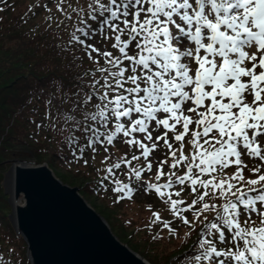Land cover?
Here are the masks:
<instances>
[{
	"label": "snow or ice",
	"instance_id": "1",
	"mask_svg": "<svg viewBox=\"0 0 264 264\" xmlns=\"http://www.w3.org/2000/svg\"><path fill=\"white\" fill-rule=\"evenodd\" d=\"M51 3L28 11L88 65L46 101L67 163L105 153L100 190L154 195L170 217L146 227L194 237L174 264H264V0Z\"/></svg>",
	"mask_w": 264,
	"mask_h": 264
},
{
	"label": "rangeland",
	"instance_id": "2",
	"mask_svg": "<svg viewBox=\"0 0 264 264\" xmlns=\"http://www.w3.org/2000/svg\"><path fill=\"white\" fill-rule=\"evenodd\" d=\"M43 3H48V6L55 11L51 0H0V8L4 9L0 11V48L9 52L19 45H24L22 55L27 72L38 78L52 73L59 79L55 81V84L43 90L44 95L42 102H40L41 111L38 116L33 118L37 123H40L39 120H45L46 125L38 130L35 129L37 128L36 125L35 127L33 125L34 128L31 130H35V133L32 137L29 134L30 144L27 146L10 147L9 150H6L7 152L0 153V160L7 161L10 165V170L15 161L25 160L24 157H29L35 163L36 157L46 162L45 157L48 158L55 155L58 158L57 152L61 149H66L65 142L60 135L55 131L49 130L50 125L46 118V111H50L53 114L56 112L54 107L46 104V101L54 95L57 99L60 96V93L56 91L57 87L55 85L57 83L64 85V90L67 91L68 86L76 80L74 74L60 69L57 56H60L62 61L64 58L69 59L71 61L70 65L75 66L81 72L88 66L84 61L74 59V49L65 50L69 47L67 44L68 34L62 28L56 29L55 19L48 21V14L43 7H35L34 12L28 11L29 6L41 5ZM56 15L59 17V13ZM24 20H26V23L23 22ZM48 23H51L52 26L49 27ZM68 31L70 32L71 29L69 28ZM45 49L52 55L50 65H46V62H43L44 55L39 53ZM1 53L2 51H0ZM79 55L80 53L75 51V56L79 57ZM13 60L15 59L5 60L4 65L11 67ZM81 64H83V67L79 66ZM41 114L44 117H40ZM9 127L10 125H7L3 130L6 129L7 131ZM5 133L2 135V138ZM112 152L115 157L121 154L116 149H112ZM11 153H18L22 156V159L13 158L6 160ZM103 155L105 153L97 156L96 163H92L90 160L89 166L77 163L65 165L59 160L54 163L55 166L51 163L49 165L56 176L65 184L80 188L81 194L90 205L108 220L116 235L121 233L127 239H130L133 244L147 253L157 264L174 262L179 258L178 254L184 252L188 245L191 244V240L194 237H183V233H181L183 239L176 240L171 238L167 234V230L163 229L160 224L153 225L151 228L146 227L153 218L152 212L160 213L164 219L170 217V213L165 211V207L154 195L139 193L134 195L132 201L115 202L116 197L113 193L100 190L97 186L98 176L95 169L100 167L99 160L102 159ZM10 170L8 169L5 173L3 181V187L8 193H11L12 189ZM149 177L150 174H146L145 178L148 179ZM117 178L125 180V177L120 173H118ZM151 179L154 180V177H151ZM105 183L108 182L106 181ZM6 213L12 229L16 236L20 238L15 237L12 231L0 225V264H31L27 258L26 242L17 233L13 224L12 207ZM258 223L259 221H257ZM158 233H163V235H158ZM153 237L156 238L154 239ZM1 255L3 256L1 257ZM166 259H169L168 263H166Z\"/></svg>",
	"mask_w": 264,
	"mask_h": 264
},
{
	"label": "water",
	"instance_id": "3",
	"mask_svg": "<svg viewBox=\"0 0 264 264\" xmlns=\"http://www.w3.org/2000/svg\"><path fill=\"white\" fill-rule=\"evenodd\" d=\"M10 174L13 222L32 264H151L47 163L16 162Z\"/></svg>",
	"mask_w": 264,
	"mask_h": 264
},
{
	"label": "trees",
	"instance_id": "4",
	"mask_svg": "<svg viewBox=\"0 0 264 264\" xmlns=\"http://www.w3.org/2000/svg\"><path fill=\"white\" fill-rule=\"evenodd\" d=\"M23 46L24 45H19L9 52L0 48V51H2L0 54V153L7 152L6 150H9L10 147L27 146L30 144L29 134L32 137L35 133V130L32 131L31 129L37 124H42L43 126L46 125L45 120H39L40 123H37L33 118L39 115L40 102H42L44 95L43 90H45L48 86L55 84V81L59 80L56 75L52 73H49L42 78H38L27 72L25 68V60L22 55L24 50ZM39 53L44 55L43 62H46V65H50L52 58L51 53L46 49L43 52L40 51ZM11 58L15 59L11 62L12 66L7 67L4 65L5 60H10ZM57 59L60 69L64 72H71L74 74L75 78H77L78 73H82L75 66L70 65L71 61L69 59L64 58L62 61L60 56H57ZM58 86H60L59 83L55 85V87ZM40 117L44 116L41 114ZM7 125H10L9 130H3ZM35 129L38 130V128ZM4 133L5 135L2 138ZM57 155L59 159L55 155L49 156L48 158L44 156L45 161L54 166V163L57 160L62 161L65 165H69L66 161L71 159V155L67 147L64 150L61 149L57 152ZM21 157L22 156L18 153H11L6 160L13 158L22 159ZM24 158L26 161H32L29 157ZM43 161V159L36 157V163H42ZM9 167L10 165L7 161L0 160V225L12 231L15 237L20 238L16 236L14 230L12 229L6 213L7 210L11 209V203L9 201L10 195L3 187V181L5 173ZM117 235L123 241L127 242L134 250L146 257L150 262L157 264L149 255H147V253L133 244L130 239H127L121 233H118ZM2 256L3 255H1V257ZM168 262L169 259H166V263ZM174 262L171 261L169 264H174Z\"/></svg>",
	"mask_w": 264,
	"mask_h": 264
}]
</instances>
